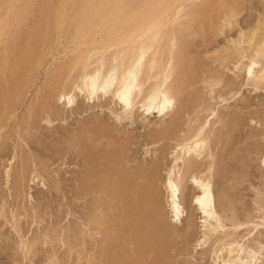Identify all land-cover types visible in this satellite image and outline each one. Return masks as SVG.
<instances>
[{"label":"bare ground","instance_id":"6f19581e","mask_svg":"<svg viewBox=\"0 0 264 264\" xmlns=\"http://www.w3.org/2000/svg\"><path fill=\"white\" fill-rule=\"evenodd\" d=\"M260 1L263 12L261 11V16L258 15L255 26L247 33L241 34L242 42L236 41L240 42L239 45L234 43L233 48H236L234 50L240 52L234 54L236 58L239 56V59L237 61L233 59L236 62L228 58L225 61L222 60L223 58L218 59L223 61L219 63L223 66L226 62L235 63L232 65L234 71L238 69L243 76L239 72H237L239 75L233 73L239 78L241 75L244 84L251 85L255 89L264 86V1ZM243 2L246 0H0V142L4 135L3 128L10 119L16 120H12L15 123L19 120L16 119V111H18L16 106L21 105L22 96L25 97V91L30 89L28 86L34 81L32 79L36 76V70L44 64L46 58H51L52 62L47 72L44 71L46 84H42L44 88L40 87L35 93L39 95L42 89L43 104L40 103L42 105L39 106V101L36 106L44 111L47 123L54 120L53 115L58 117L64 113L56 108L54 99H56L54 102L62 101L66 109L70 110L78 94L83 95L87 101L111 96L110 101L120 105L119 117L130 115L129 113H132L138 105L137 109H141L149 116L156 113L159 118H163L173 114L170 122L165 123L160 129L165 137L174 142V145L170 143L169 146H173L174 163L168 168L163 181L172 221L181 223L184 214L182 195L185 190L188 191L189 186H192L195 193L191 200L202 214L204 227L203 236L198 238L197 246L203 248L205 244L208 245L204 248H210V256L214 255L213 264L257 263L256 259L259 256L257 254L262 253V245L259 244L260 252L259 250L256 252L258 243L255 249L250 244L247 245L248 247L250 245L249 248L244 246L246 244L241 245L235 241V237L233 240V231L241 222L235 221L233 215L229 216L230 218L225 217L226 213L222 212L224 202L229 204L227 200L231 193L228 194L227 190L231 188L225 187V190L216 191L215 182L213 183L217 161L211 153L212 147L209 146L211 140H208V135L213 133V123L211 124L209 116L213 115L214 118L217 115L214 116L215 110L210 108V113L207 108L208 117L199 119V114L196 113V110L199 113V107L196 109L199 99L196 101L195 98H191L194 102L190 101L189 104L193 102L190 107L196 101L195 107L192 106L196 109L193 112L194 117L192 120L190 117V120L186 119V124L181 123L184 116L181 114L188 112L183 113L186 104L189 106L186 102L189 95L185 94L188 95L186 97L183 93L185 88L194 78L197 79L199 71L206 70L201 71L206 73L209 70V68L203 69L204 61L203 63L201 59L198 61L190 58V55L194 57L193 54H185L190 46L189 43H192V40L189 41L190 35L196 31L197 35L208 42L213 38L216 30L222 32L233 27L243 9ZM195 17L198 18L196 22H194ZM61 51L63 56L54 57L57 56L56 54L59 55L56 52L61 53ZM54 61L59 62L55 64ZM215 75L210 74L214 79L219 77ZM235 75L233 77L237 78ZM211 77L209 79L207 77L205 82L202 78V81L207 84L208 80L210 82L214 80H211ZM232 78L231 81H225L229 92L239 85V83L234 84L235 80L233 81ZM222 81L223 79L220 83ZM214 83L216 85V82ZM180 99L183 101L178 105ZM34 101L31 103H35ZM36 106L30 103L27 105L24 115L19 120L22 124L25 123L23 127L28 126L26 122L29 124V119L31 121L34 117L33 107ZM209 106L207 104L206 107ZM104 128L94 126L86 130V136L89 137H85L91 140L89 148L96 149L91 153L86 154L87 149H82L89 142L84 136H82V145L79 139L78 142L74 140L77 142L74 144L77 146L80 144L82 147L76 151L79 155L76 157L80 159L83 157L82 164L85 161L87 172L86 174L84 171L86 177L83 174V180L80 179L81 183L76 193L79 197L89 195V200L94 198L93 203L92 200L90 201L93 206L86 215L88 217L84 219V216L82 217V225L87 229L85 230L84 227V231L88 232L95 228L101 233L103 243L99 245V251H96L98 253H95L98 254L97 257L102 264H155L152 257L158 258L157 256L161 255L162 244H165L163 239L168 234L164 223L166 216L157 185L159 169L154 167L127 169L123 164L124 145L112 151L109 149L111 151L109 153L108 150L104 152L101 140L113 142L112 136H109ZM86 133L83 131V134ZM17 135L21 141L20 134ZM85 147L87 148V145ZM79 150L85 154L82 156ZM260 155L264 164V152ZM206 159L209 161L203 163ZM27 160V157L22 155L12 178L7 174L9 178L7 183L11 184L16 193L28 180L33 181L41 177L36 165L33 170L28 171ZM41 180L44 182L43 176ZM262 207L264 208L261 206V209ZM230 211L233 214L232 209ZM263 216L257 219L260 223L257 220L252 222L255 230L264 224ZM226 218L229 219L228 222L226 221L229 224L224 223ZM190 220H187L183 232L186 240L193 238L194 234V224ZM92 231L97 232L94 229ZM247 233L251 234V231ZM210 241L211 245L208 244ZM23 243L24 241L22 247L27 246ZM220 250L226 251L224 258ZM206 251L209 252L208 249ZM217 251L221 254L219 255ZM263 255L259 256L260 259L264 258ZM94 257L88 258L86 262L95 264V261L92 263L96 259Z\"/></svg>","mask_w":264,"mask_h":264},{"label":"rangeland","instance_id":"374dc122","mask_svg":"<svg viewBox=\"0 0 264 264\" xmlns=\"http://www.w3.org/2000/svg\"><path fill=\"white\" fill-rule=\"evenodd\" d=\"M243 5V9H241V13L237 17L233 27H229L228 30H222V32L221 30H216L215 36L213 35L210 41H204V38L197 35L196 31L190 35L191 37L189 36V41L192 40V43H189L190 46L185 51V54H193L194 57L190 55V58L197 59L198 61L201 59V62H205H203L205 65L203 69L209 68V70L206 73H203L206 70H201L203 72L199 71V75L197 74L196 77L198 80L194 78L196 81L193 79L192 83H189L185 88L186 92H183L184 95H189V99L187 98L186 101L188 104L190 101L194 102L193 98L196 101L199 99V102H197L199 105L197 104L198 106H196V109L199 107V113L193 108L196 101L192 105L193 107H190L193 103L191 102L189 106L186 104L185 109L187 110L184 109L183 111V113L188 111L190 115L188 112H185L181 114V116L184 115V119L180 118H182L181 123L185 122L184 124H186V119H189V117L191 120L193 119L194 110L199 114V119H205L208 117L209 112L211 113V110H215L214 116L217 115L214 118L212 117L213 115L209 116L210 121H212L211 124L213 123V133L209 134L211 136L208 135V140H211V143L209 142L211 144L209 146L212 147L211 153L217 161L215 178L213 177L215 190H225V187L227 189L231 188V190H227V192L229 191L228 194L231 193L228 196L230 199L228 198L227 200L229 204L224 202L222 212L226 213L225 217L228 216L230 218L233 215L235 221L241 222L237 228L238 231L237 229L235 230L237 231L236 233L233 231L234 235H232V238L233 240L236 238L235 241L241 245L246 244L244 246L247 248L250 245H253L254 248L258 243L256 245L258 249L255 247L257 251L253 249L256 252L258 250L260 252V245H262V253L257 254L261 257L264 253V224H262L263 226L261 225L262 227L260 226L261 228L259 227L260 229L257 228V232H255L256 230L252 222L261 219L264 213V208L262 207L261 209V206H264V164L260 155L264 152V86L258 89L253 88L251 85L246 86L242 77L243 75L240 73L241 71L237 69L238 71L236 70L235 72V68L233 69L234 66L232 65L235 63L230 64L228 62L227 64L226 62L224 63V66L228 65L226 67L219 64L222 60L225 61L226 58L231 61L239 59V56L236 58L237 56L234 54L238 52L234 50L236 48H233L235 46L234 43L239 45L240 42L236 41L242 42L240 38L241 34L247 33L250 28L252 29L255 26L256 19L259 18L258 15L261 16L263 12L260 0H246V2H243ZM197 20L198 18L195 17L194 22ZM43 41H45V38ZM56 53H59V55L56 54L57 56L54 57L63 56L62 51L61 53ZM238 53L240 54V52ZM221 58L223 59L219 61L218 59ZM58 62L55 63L54 61L55 64ZM51 64V58H46L43 64L45 68L41 65L40 70H36V76L32 79L34 81H31L33 82L32 85L29 84L28 86L30 89L26 90L27 93L25 91V97L24 95L22 96L21 105L16 106L18 110L16 111L17 120H20V117L24 115V111L27 109L26 107L29 103L36 106L40 101L38 103L39 106L43 104L42 101L44 100L41 97L43 96L42 89L39 95L38 93L36 95L35 92L40 87L44 88V85L42 86V84H46L44 76ZM239 64L241 63L239 62ZM233 72L237 75H239L237 73L239 72L242 75H240L241 80ZM210 74L213 76L216 74L223 81L220 83L221 79L219 77H215L214 79ZM234 75L237 78L233 77ZM209 76L212 78L211 80H214L210 82L208 80ZM207 77L208 83L206 84L204 82ZM231 78L233 81L235 80L234 84L239 83L240 87L236 84V89L229 92L226 88V82L231 81ZM214 82H216V85H218L217 83L220 84L216 86ZM184 95V98L185 96L188 97V95ZM33 96H35L34 99ZM35 99L36 101H34ZM54 100L56 101V99ZM54 100L53 103L56 104V108L62 110L64 113L62 116L57 115L58 117L52 114L55 117L53 118L54 120L51 118V123L46 122L44 111L42 112L40 107L36 106L37 111L39 110L38 113L40 111L41 113L38 114L36 107H33L35 110L33 112L35 114L33 115L34 117L31 121L29 119V124L25 121L28 126L23 127L25 123L22 124L19 120V123L18 121L15 123L12 120H16L10 119L11 123L8 122L7 126L8 124L10 125L3 128L4 135L0 142V264H90L86 261H88V258L94 256L96 259L91 262L94 263L95 261V264H102L99 257H97L98 254L96 255L98 253L96 251H99L98 248H100L99 245L103 243L101 233L99 230H95V228L92 229L97 232H93L92 229L88 232L84 231L85 226L83 227L82 225L83 219L87 218L88 216L86 215L90 213L89 210L93 206L94 198L92 197L89 200V195L79 197L76 191L80 186L81 180H83L82 177L84 175L86 177L87 174L85 161L83 162L84 165L82 164V156L85 152L82 153L79 150L82 153V159H80V157H76L78 155L76 151L81 147L80 144H83L82 136L85 137L87 135L86 130L94 126L99 128L105 127L106 133L112 136L113 142L101 140L104 152L108 150L109 153L110 150L112 151L124 145L122 150L124 152L123 164L127 169H152L153 167L157 170L159 169L157 171V185L160 190V200L162 201V207L166 216L164 223L166 224L168 234L163 239V243L165 242V244H162L161 255H158V258L152 257L155 264H213L214 255L212 256L211 254L210 256V248H204L208 245L205 244L203 248L197 246L198 238H202L203 236L204 227L203 218H201L202 214L196 209L191 200L195 189L189 186L188 191L185 190V193L182 195L184 214L181 223H174L172 221V214L168 210L167 195L163 181L166 178L168 168L174 163L172 160L173 146L169 147L174 142L165 137V134L163 135L160 129L165 123L170 122V117L173 114L171 116L168 114L169 116H164L163 118H159V115L156 113L149 116L145 112L144 114L141 109H137L139 108L138 105L134 109L135 111L133 110L132 113H129L130 115L126 114V116L122 115L119 117L118 115L121 112L120 105L118 103L115 105V102L112 103L113 101H110L111 96L109 97V95L94 101H87L83 95L78 94L70 110L66 109L62 101L54 102ZM33 101L35 103H31ZM182 101H179L178 105ZM207 104L210 106L206 107ZM207 108L209 110L211 108V110L209 111ZM36 114H38L37 117ZM17 124L19 125L18 127ZM19 127L21 130H19ZM83 131L86 134H83ZM17 134H20L21 141ZM89 135L91 136V134ZM23 137L25 140L22 139ZM86 137L88 138L89 136ZM86 137L85 140H87ZM74 140L81 141L80 144L78 143L79 147L77 144H74L78 141ZM90 141V139L87 140V148L85 147L86 145L83 148L81 147L83 150L87 149L86 154L96 150L93 147V150L91 147L89 148ZM72 145L75 147H71ZM88 149L90 152H88ZM80 152L79 154L81 155ZM22 155L28 159V171L30 169L33 170L34 165H36V168H39V176L41 177L33 181L28 180L25 186L19 190L20 192L17 191L16 193L12 189L11 184L7 183V180H9L7 174L12 178ZM208 161L206 159L203 163ZM77 164L80 166L78 167ZM42 176L44 177V182L41 180ZM19 193L21 194L18 195ZM86 198H88V202ZM230 209H232L233 214ZM260 213L261 215H259ZM228 218L224 219V223L229 221ZM189 219L193 221L194 234L192 235L193 238H190L191 240H186L183 232ZM257 222L260 223V220H257ZM250 228L253 230H250ZM85 230H87L86 227ZM250 231L251 234L247 233ZM82 232L86 234H81ZM89 232L92 234L90 235ZM241 240H243V244ZM23 241V244L27 246L23 245L22 247ZM248 244H250L249 247L247 246ZM24 247H26L25 250H23ZM207 249L209 252L206 251ZM222 251L220 250L224 255L219 251L217 253L221 254L222 258H224L223 256L226 255V251ZM259 256H257V263L255 264L262 263L264 260V258L260 259ZM262 264H264V261Z\"/></svg>","mask_w":264,"mask_h":264}]
</instances>
